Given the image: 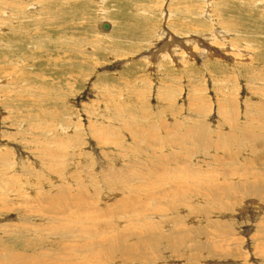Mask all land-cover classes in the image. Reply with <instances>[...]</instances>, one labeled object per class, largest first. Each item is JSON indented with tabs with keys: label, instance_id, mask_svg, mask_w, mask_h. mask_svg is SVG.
<instances>
[{
	"label": "rangeland",
	"instance_id": "rangeland-1",
	"mask_svg": "<svg viewBox=\"0 0 264 264\" xmlns=\"http://www.w3.org/2000/svg\"><path fill=\"white\" fill-rule=\"evenodd\" d=\"M187 1L0 0L1 263L66 262L67 242L81 247L108 222L119 239L121 206L152 186L175 197L166 228L224 222L230 256L188 242L159 261L131 234L139 253L120 264H264V201L206 218L183 193L214 172L264 186V0ZM185 206L198 209L188 221ZM54 224L75 241L49 234Z\"/></svg>",
	"mask_w": 264,
	"mask_h": 264
},
{
	"label": "bare ground",
	"instance_id": "bare-ground-1",
	"mask_svg": "<svg viewBox=\"0 0 264 264\" xmlns=\"http://www.w3.org/2000/svg\"><path fill=\"white\" fill-rule=\"evenodd\" d=\"M183 1H185V0H182V2ZM191 1L193 2V0H188L187 2L190 3ZM101 27H102V24H101ZM102 29H103V27H102ZM110 29H111V24H110ZM109 30H104V31H109ZM174 45H175V43H174ZM206 49H207V47H206ZM194 57H195V55H194ZM174 60H176V59H174ZM230 133H232V132H230ZM151 139H153V138H149V140H151ZM222 139H223V137H222ZM240 139L243 140V136L242 137L240 136ZM214 173H216V172H214ZM214 173H213L214 176L212 177V179L211 178L209 179L212 182L211 181H209L207 183L205 182L206 185H203V187L202 186H199V184H198V183H203V182L195 183L197 186H193L192 190L189 189V190H186V191L183 192L184 195H186V194L193 195L195 193L197 194L196 197L195 196L194 197L193 196L191 197V199L196 198L197 201H193V200H190V199H188L187 201L190 202V203H194V204L200 206L203 209V211L201 212V214L204 217H206V218H208V217L211 218L212 216L213 217H217L216 214H219L220 212H224V211L227 212V211L234 210L235 208H237L238 201H241L243 199L245 200L246 197H248V198L256 197L258 200L264 201V186H256L255 185L256 184L255 181H253V182L244 181V182H241V183L239 182V184H236L235 181L229 182V183H222L221 181L218 182V181H215V180L221 179V178L217 177ZM215 176H216V178H215ZM260 183L263 184L264 181H261ZM177 187L180 188L179 185H177ZM188 187H192V186H188ZM152 188L153 187L151 186L150 188L142 189L141 190V191L144 192L143 193L144 198L139 197L138 200H135V198H134V199H132V201L129 204H123L121 206V214L125 218L126 225L124 227L121 226L122 227V228H120L121 231L119 230L121 232L120 233V236H119V239L118 238H115L113 236V234H112V231H115L116 230L115 229V224L113 225L112 223L108 222L107 223L108 228H106L103 232H100L99 230L96 231V232H91L90 231L89 232V235H88V238L89 239H87V242H86L85 239L87 237L86 238L84 237L85 238L84 241L86 243L83 242L85 245L81 244V247H80L79 244H77V243H75L73 241H69L70 239H74V237H77L78 236L77 233L75 234L76 235L75 236V235H73L72 231L71 232L70 231H68V232H59V230L57 229V227H55L56 226L55 224L59 220L64 219V218H60L59 217L58 221L53 225L55 227L54 230H50V233L49 234H52L53 235L55 233V235L60 234V235H62L64 237H67V239H68L67 241H69V242L66 243V244H68V246L65 247L66 250H67L66 251V254H67L66 262H56V261H59L60 260L62 254L57 255V256L52 255L51 256V260H49L47 262L44 261V260H42L43 262L42 261H38V262L32 261V262H34V264H47V263H51V264H110L111 260L114 258L112 264H120L121 262H124L125 263L126 260H131L132 256H135L136 253L138 252V251H135V250L130 249L133 245L136 247V245L134 243H130V242L127 241L129 239V236L128 235H131V234H134L133 240L136 239V238L143 240L144 241V242L142 241L143 242V247H147V249H149V250H153L152 247L153 246H156L158 248V250H153V254L152 255L149 254V255H151L153 257L159 256L160 257V260L159 261L162 260L161 257H163V254L166 253V252H168V251H170V252L173 251V252L177 253L178 255H179V253L182 254L184 252L185 247H186V244L188 242H191L192 243L191 246L189 247V249L191 247H193V246H197V248H201V250H206L210 254H211V251L215 252V254L218 253L217 254L218 255V258L227 257V255H228V249H230V248H228V246H230V245H229V243L227 244L225 242L227 240L224 237L225 234H226V231H227V226L224 225V222H220V224L219 223L217 224V221H211L210 220L207 224H200V225H197V227H196V225L184 224L183 226H181V228L178 227L173 222H171V228L169 227V229H168L165 226L166 225L169 226V224H166L165 225V222L161 218L164 217V216H162V214L165 215V213H172L177 208L176 207V204H175V197L169 195L165 191V194L162 195V196H159V198H158L156 196V194L158 192V187H156L155 190H152ZM202 188H207L208 191H206V192L211 191V193H212V192L216 191V192H214V193H216L215 196H214V193H212V195H213L212 196V200L213 201H211V202L208 201L209 198H210V197H208L209 194H207L206 196H203L202 198H200L202 196L201 195V192H204V191H202ZM123 191H126V189L124 188ZM238 196H240V197H238ZM70 197H72V196H70ZM71 199H73V198H71ZM176 199L177 200L178 199L182 200V198L180 196L179 197H176ZM253 199H255V198H253ZM151 200H153V201H151ZM177 200H176V202H177ZM81 201H83V200L82 199H73L72 200V203H71L72 205H70L69 204V201L66 200L65 201V205H66V207H68L69 205L71 207L72 206H75V205H79L80 206V202ZM183 204H184V202H183ZM166 205H168L170 208L168 209L167 207H165ZM206 205H208V206L206 208H204V206H206ZM86 207H88V206H86ZM75 208H78V207H75ZM192 208H188L187 206H185L183 208L180 207V210H182V212H183L182 214H184L183 218L186 219L187 221H188L190 215L194 211H198V209L196 210V209H192ZM47 209H48V207H47ZM87 209H89V208H87ZM149 213H152V215L155 214L156 216L159 215V213H160V216H157V217H160V218L158 219L156 217L158 220L157 219L156 220H152V219H150L151 215H150V217L148 215ZM45 214H43V215H45ZM132 215H134L133 217L141 216V217H143V219L141 221H139V222L133 221L134 222L133 223V226L130 227V223H129V220L130 219H129V217H131ZM172 215L174 216L173 213H172ZM48 217H49V215H48ZM183 218H182L181 221L184 220ZM43 219L45 221H39L41 223V224H39V227L38 226H35V229L32 232L35 235L44 236V235H42V234L39 233L40 231H42L44 229V227L41 226V225L46 224V222H49V220H47L45 218H43ZM177 222H179V220ZM111 224H112V226H111ZM27 227H24V228L26 229ZM40 227H42L43 229L40 228ZM31 229L32 228H30V227L27 228V230H29L30 232H31ZM211 230H212V232H211ZM25 232L24 231H19L20 234L24 235V239L32 240L33 235L30 234V232L29 233H25ZM85 232L88 233L87 231H85ZM78 233H80V232H78ZM176 235H179V236L177 237ZM79 236H81V235H79ZM214 236L216 238H214ZM142 237H144V238H142ZM43 239L44 238H41V241L42 242H46V244L48 246V241H45ZM164 239H166V241L164 242V246L165 247L162 245V240H164ZM74 241H75V239H74ZM136 243H138V242H136ZM30 244H32V242ZM63 246H65V245H63ZM25 247L26 246H24V248ZM161 248H163V250H161ZM21 253H22V251H21ZM35 253H37V252H35ZM148 253H151V251L148 252ZM209 253H208V255H209ZM40 254H41V252H40ZM170 255L172 256V254H170ZM24 256H26V255H24ZM36 256L31 257V258L33 259ZM229 256L230 255H228V257ZM159 257H157V258L159 259ZM261 257L263 258V261H264V255H261ZM24 258L25 259H23V261H19L18 264H28L26 262V260H29V261L32 260L31 258L28 259L27 256L24 257ZM146 259L144 257H140L139 259L135 258L137 264H140V262H144V260H146ZM53 260H55V263H52ZM165 261H166V259H165ZM0 264H12V263L9 260H5V261L3 260L2 263L0 261Z\"/></svg>",
	"mask_w": 264,
	"mask_h": 264
},
{
	"label": "water",
	"instance_id": "water-1",
	"mask_svg": "<svg viewBox=\"0 0 264 264\" xmlns=\"http://www.w3.org/2000/svg\"><path fill=\"white\" fill-rule=\"evenodd\" d=\"M102 27L104 30H109L110 29V24L108 22H103Z\"/></svg>",
	"mask_w": 264,
	"mask_h": 264
}]
</instances>
